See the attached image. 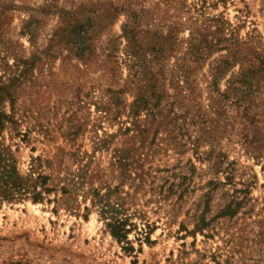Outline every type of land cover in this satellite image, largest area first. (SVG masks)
<instances>
[{"label": "rangeland", "instance_id": "obj_1", "mask_svg": "<svg viewBox=\"0 0 264 264\" xmlns=\"http://www.w3.org/2000/svg\"><path fill=\"white\" fill-rule=\"evenodd\" d=\"M0 109V264H264V0H0Z\"/></svg>", "mask_w": 264, "mask_h": 264}, {"label": "trees", "instance_id": "obj_2", "mask_svg": "<svg viewBox=\"0 0 264 264\" xmlns=\"http://www.w3.org/2000/svg\"><path fill=\"white\" fill-rule=\"evenodd\" d=\"M7 115L0 109V124L3 123L4 120H7ZM16 166L14 160L12 158H5L4 154L0 151V200L2 199H13L16 194H25L29 192L30 187H25L16 173ZM42 184H44V179H42ZM32 200L36 201L40 198V193L37 191H31ZM105 207V206H104ZM102 207V208H104ZM111 208V210L109 209ZM105 207V211L111 212L109 217H106L108 220L106 221L107 226L109 227L110 233L113 237H115L118 241H124L127 239L126 229V220L115 215L114 208ZM103 210V209H101ZM148 232L146 233L147 236ZM125 249L132 251L133 248L131 246L125 247Z\"/></svg>", "mask_w": 264, "mask_h": 264}]
</instances>
